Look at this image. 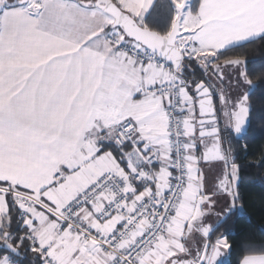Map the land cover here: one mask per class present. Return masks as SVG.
<instances>
[{"label": "snow or ice", "instance_id": "6c2138e0", "mask_svg": "<svg viewBox=\"0 0 264 264\" xmlns=\"http://www.w3.org/2000/svg\"><path fill=\"white\" fill-rule=\"evenodd\" d=\"M257 52L264 0H0V264H264Z\"/></svg>", "mask_w": 264, "mask_h": 264}, {"label": "trees", "instance_id": "16d2710c", "mask_svg": "<svg viewBox=\"0 0 264 264\" xmlns=\"http://www.w3.org/2000/svg\"><path fill=\"white\" fill-rule=\"evenodd\" d=\"M250 61V68L259 70L264 66V56L257 52L254 56L248 57ZM248 148V160H259L261 150H264V134L257 133L255 137L247 141ZM261 183L256 175V170H251L250 174L246 177V190L248 192L250 200H256L260 195ZM255 210H251L250 214L253 215L254 222H259V217L254 215Z\"/></svg>", "mask_w": 264, "mask_h": 264}]
</instances>
